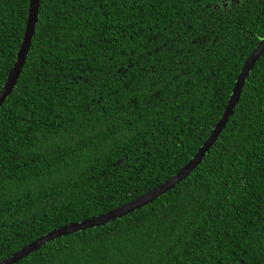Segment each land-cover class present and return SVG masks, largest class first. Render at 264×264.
Masks as SVG:
<instances>
[{
    "label": "trees",
    "instance_id": "obj_1",
    "mask_svg": "<svg viewBox=\"0 0 264 264\" xmlns=\"http://www.w3.org/2000/svg\"><path fill=\"white\" fill-rule=\"evenodd\" d=\"M31 0H0V92ZM264 39V0H41L0 109V263L175 176ZM19 264H264V56L203 163L154 203Z\"/></svg>",
    "mask_w": 264,
    "mask_h": 264
},
{
    "label": "water",
    "instance_id": "obj_2",
    "mask_svg": "<svg viewBox=\"0 0 264 264\" xmlns=\"http://www.w3.org/2000/svg\"><path fill=\"white\" fill-rule=\"evenodd\" d=\"M40 6H41V0H31L26 36L22 48L19 52L18 60L8 77V81L6 82L2 91L0 92V109L3 107L9 96L13 93L14 89L16 88L20 76L26 65L27 58L30 53L32 42L35 36L36 26L39 20ZM263 56H264V39L260 42V44L252 53L250 58L246 61L242 73L240 74L237 80L234 93L230 99V102L226 108V111L222 119L219 121L218 125L216 126V128L214 129L208 140L204 143L203 147L199 150V152L175 176H173L171 179L161 184L151 192L139 197L138 199L122 207H119L101 216L94 217L92 219L85 220L80 223L66 225L64 227L51 231L47 235H44L43 237L37 239L36 241L26 246L25 248H23L22 250L11 256L10 258L4 260L0 264H19L21 261L28 258L33 253L41 250L45 245H47L50 242H53L65 236L73 235L78 232L99 228L116 220H119L125 216H128L154 203L159 198L167 194L169 191L173 190L178 185H180L189 176H191V174L195 172L198 169V167L203 163L208 153L211 151L213 146L216 144V142L224 132L225 128L230 122L231 117L234 114L237 104L240 101L243 89L246 86V82L251 72L254 70L257 63Z\"/></svg>",
    "mask_w": 264,
    "mask_h": 264
}]
</instances>
